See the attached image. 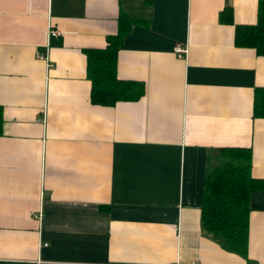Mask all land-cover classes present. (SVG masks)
<instances>
[{"label":"crops","instance_id":"obj_1","mask_svg":"<svg viewBox=\"0 0 264 264\" xmlns=\"http://www.w3.org/2000/svg\"><path fill=\"white\" fill-rule=\"evenodd\" d=\"M257 5L0 0V264H264V191L249 197L245 258L200 227L213 151L250 150L264 181V56L234 45ZM119 15L132 23L116 76L143 95L92 105L83 51L103 49Z\"/></svg>","mask_w":264,"mask_h":264},{"label":"trees","instance_id":"obj_2","mask_svg":"<svg viewBox=\"0 0 264 264\" xmlns=\"http://www.w3.org/2000/svg\"><path fill=\"white\" fill-rule=\"evenodd\" d=\"M219 16L220 22L231 24L229 10ZM131 23L127 17L119 15L116 31L105 39V47L83 51L92 105L113 107L121 102H135L143 95V84L116 76L117 51ZM234 45L253 49L257 56H264V0H258L255 25L234 26ZM252 118L264 119V88L253 91ZM263 191L264 181L250 175V150L222 148L213 151L207 157L200 205V227L204 235L215 240L223 250L245 258L249 197Z\"/></svg>","mask_w":264,"mask_h":264},{"label":"built area","instance_id":"obj_3","mask_svg":"<svg viewBox=\"0 0 264 264\" xmlns=\"http://www.w3.org/2000/svg\"><path fill=\"white\" fill-rule=\"evenodd\" d=\"M48 34L51 37H54V36L58 35L57 32L53 31V30L49 31ZM174 53L177 55V57L182 58L183 56H185L186 50H185L184 47H175ZM37 59L38 60H43L44 58L41 57V56H38Z\"/></svg>","mask_w":264,"mask_h":264}]
</instances>
